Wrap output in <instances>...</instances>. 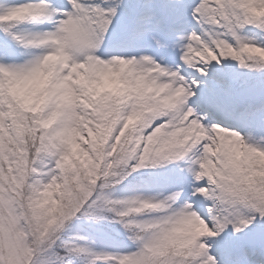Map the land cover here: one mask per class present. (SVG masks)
<instances>
[{"label": "snow or ice", "instance_id": "1", "mask_svg": "<svg viewBox=\"0 0 264 264\" xmlns=\"http://www.w3.org/2000/svg\"><path fill=\"white\" fill-rule=\"evenodd\" d=\"M0 264H264V0H0Z\"/></svg>", "mask_w": 264, "mask_h": 264}, {"label": "clouds", "instance_id": "2", "mask_svg": "<svg viewBox=\"0 0 264 264\" xmlns=\"http://www.w3.org/2000/svg\"><path fill=\"white\" fill-rule=\"evenodd\" d=\"M53 70H55V71H57V72L60 71V68H59V66H58V62H57L55 59L50 60V61L47 63V65H46L45 68L43 69V72H44V73H48V72H51V71H53ZM114 71H119V69H114ZM21 87L24 88V87H27V85L25 84V85H22ZM41 95H42V94H41ZM39 103H40V99H39V97H36V98H35V102L33 103V107L37 106Z\"/></svg>", "mask_w": 264, "mask_h": 264}]
</instances>
